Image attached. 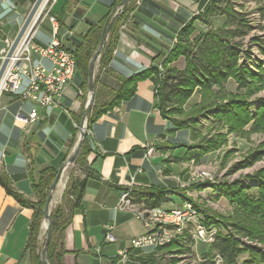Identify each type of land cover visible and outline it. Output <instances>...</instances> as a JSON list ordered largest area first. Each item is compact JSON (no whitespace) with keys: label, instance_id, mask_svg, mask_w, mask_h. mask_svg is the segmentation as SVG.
I'll return each instance as SVG.
<instances>
[{"label":"crops","instance_id":"crops-1","mask_svg":"<svg viewBox=\"0 0 264 264\" xmlns=\"http://www.w3.org/2000/svg\"><path fill=\"white\" fill-rule=\"evenodd\" d=\"M114 1L57 0L52 7L58 23L56 37L66 48L76 49L91 24H98L112 14ZM201 1H138L127 23L117 31L118 39L106 70L97 76L98 54L93 70L95 92L88 87L84 90L83 77L76 69L66 85L60 107L41 108L17 95L0 94V173L15 192L30 201L36 199L34 185L43 172L58 173L73 156L81 139L80 125L88 115L89 94L97 92L106 99L109 91L115 88L117 77L128 78L155 64L159 58L163 59L173 47L177 30L194 13L204 10V6L199 5ZM31 4L28 1L0 0V64L6 39L15 37ZM226 21L224 14L210 18L216 28L225 25ZM192 25L197 32L207 27L199 19H195ZM51 30V24L45 17L33 42L39 46L48 45L52 39ZM105 33L104 41H107L109 30L106 29ZM41 62L50 66L47 59ZM156 101L154 77H147L137 82L131 97L121 100L90 123L86 130V144L90 151L85 162L98 178H88L81 206L74 210L63 232L62 264H163L165 258H159L158 252H168L172 244L163 248H131L130 240L145 233V225L135 218L132 211L116 208L122 194L129 190L130 201L136 206L143 205L135 201L149 188L169 191L166 194L168 200L157 207L178 206L184 200L179 182L187 177V173L182 172L195 149L174 144L192 143L191 130L167 132L170 123L160 115ZM33 108L38 110L39 118L31 125H24L15 118L18 113L28 115ZM149 147L154 151L146 156ZM210 156L209 152L208 159ZM68 164L62 168L50 193L49 213L52 206L62 201L69 178L65 172ZM133 174L135 183L131 186ZM32 217L33 209L21 204L0 184V264H32L27 247ZM46 226L47 221L43 219L37 236L41 253ZM108 233L114 240L106 238ZM122 248L128 249L125 259L118 255ZM209 248L205 242L193 241L191 249L203 255Z\"/></svg>","mask_w":264,"mask_h":264},{"label":"rangeland","instance_id":"rangeland-1","mask_svg":"<svg viewBox=\"0 0 264 264\" xmlns=\"http://www.w3.org/2000/svg\"><path fill=\"white\" fill-rule=\"evenodd\" d=\"M138 1L140 2V0L128 1L131 6L130 11L126 9L127 6L122 4V0H117V4L114 6L110 16L114 18L125 11L126 19L119 28L127 23V20L131 17V12L139 3ZM226 1L230 5H226ZM219 5L222 8L226 7L235 14L237 16L236 20L240 19V24H244L242 28L245 30L244 34L242 36L232 35L235 31L237 32V26L236 24L230 25L227 22L222 27H218L216 31L210 30L207 32L210 29V25L201 18L199 20L207 25L206 29L197 32L192 25L193 29L184 35L181 40H178L181 28L198 19L199 13L203 14L204 11L199 10L198 13H194L190 20L177 30L172 47L174 48L177 45L175 54L171 55V49L163 59L159 58L155 63L160 71L167 68L182 71L194 59L211 58L215 54L221 53V47L224 44H228L233 46L238 52L239 64L243 63L249 68V71L264 72V18L260 17L259 4L252 0H221ZM193 12L196 11L194 10ZM213 15L222 14L213 13L206 16V19L210 21ZM226 27L228 28L225 29ZM215 40L217 43L213 42ZM183 49L187 52L186 55L180 54ZM167 56L168 58L165 60ZM174 62L176 64L173 66ZM123 79L125 78L117 77L116 84H114L115 88L125 84ZM84 84L88 87L87 78ZM125 85L124 89H127L130 83L127 82ZM193 93V98L186 101L183 105L182 113L175 116L177 119L190 117H195L196 119L195 129H191L190 133L192 143H189L188 147L190 149L196 148L198 147L197 143L211 139V143H214L217 147L210 151L211 156L209 159L208 152L201 154L197 157L198 159L188 160L189 164H186L185 170L182 172L187 173V177L179 182V191H181V196L185 195L191 200L184 199L178 206H181L185 201L192 203L196 215L191 221L200 223L206 231L217 232L220 224H223L225 229L232 233H235L233 232L235 231L234 223H244L249 226L260 222V225L263 222L260 214L254 215L250 209L243 210L238 205V200L235 197L230 198L227 194L231 191L230 188L233 184L239 182L244 190L241 198L245 201L247 199L256 200L259 195L260 182L257 179L258 176L264 175V118L260 116L264 111V84L256 81L247 83V87H241L237 85L233 78H229L221 85L212 86L207 90L195 89ZM89 95H91V98L90 100L88 99L89 104L86 106V111L91 108L93 100L96 98H93L92 93ZM102 98V95L98 93L97 100ZM240 102L247 104L245 106H247L246 112L248 113L238 109L240 107L238 103ZM222 105L231 106L229 108H232L231 110L234 113L231 110L230 114L221 113L222 109L219 107ZM85 120L83 130L86 133L89 116L88 118L85 117ZM80 163L70 162L66 167V174L74 173L76 176L82 177L85 164L81 165ZM203 169L209 172L210 177L198 180L196 173ZM55 207L52 206L50 212ZM206 217L208 218V225L205 223ZM187 235L191 236L186 231L181 234L177 232L176 237L173 239L174 241L172 240L169 243L170 245L172 244V248L165 253L158 252L159 258H165L163 264H204L201 260L202 255L192 252V246H190L191 248L187 246H178L176 248V242L178 241L176 239H182L187 237ZM240 237L243 238V234ZM242 241L248 240L243 238ZM263 245L264 243H262Z\"/></svg>","mask_w":264,"mask_h":264},{"label":"trees","instance_id":"trees-1","mask_svg":"<svg viewBox=\"0 0 264 264\" xmlns=\"http://www.w3.org/2000/svg\"><path fill=\"white\" fill-rule=\"evenodd\" d=\"M26 1L32 3L34 0H17L19 3ZM252 1L259 4L260 17L264 18V0ZM220 2L221 0H207V2H205V0L201 1L199 5L204 6V12L203 14H198V19L202 18L208 25H210V29H208L207 32L210 30L216 31L218 28H213L210 21L206 19V16L213 13L224 14L226 16L227 23L230 25L236 24L237 26V32L235 31L232 35L242 36L245 32V30L242 29L244 24H240V19L236 20L237 16L229 9L226 7L222 8L221 5L218 6ZM116 4L117 0L114 1L112 10ZM122 4L127 6L126 9L130 10V2L125 3V0H122ZM225 4L230 5L227 1ZM110 15L111 13L102 19L98 24H91L88 31L83 36L82 42L76 49H68L62 44L75 59L76 69L83 77L82 85L84 90L87 88L84 83L86 78L88 79L89 76L90 60L97 47L101 44V40L103 39L102 47L99 51L100 59L97 76L103 70H106L108 62L111 59L112 49L116 45L118 28L126 19L125 11L114 18H111ZM227 28L228 27L225 29ZM106 29L109 30V38L107 41H104ZM192 29L191 22L186 24L179 32L178 40H181V38ZM213 42L217 43L216 40ZM176 46L172 48L171 55L175 54L174 52L177 50ZM186 53L185 49L180 52L182 55H186ZM238 59V52L235 48L233 46H229L228 44H224L221 47V53H217L213 57L207 59H194L191 63H188L182 71H178L173 68H167L160 71L155 64H152L148 68L123 79L125 84L127 82L130 83L127 89H124V86H126L125 84L120 85L119 88L117 86L109 91L108 98L100 100H97V92L93 93V98H96L93 100L91 108L87 111V118L89 116L88 127L91 122H94L101 114L118 105L121 100H126L131 97L134 94L138 81L147 77H154L155 96L157 100L155 106L159 110L162 118L168 120L170 123V127L167 132H174L178 129L185 128H189L190 130L195 129L197 124L195 117L186 119H177L175 117L182 113L183 105L192 96L195 89L207 90L212 86L223 84L229 78H233L237 85L241 87H247V83L256 81L264 84V72L249 71V68L243 65V63H238ZM93 91L95 92V81L93 82ZM238 104L240 105L238 109L243 110L244 113H248L246 112V103L243 104L240 102ZM229 107L231 106L222 105L219 107L222 109L220 112L230 114V110L232 108ZM231 112H233V110H231ZM260 116L261 118H264V111ZM86 140L87 137L84 138V141L80 145L79 151L74 158V163L81 162V165L85 164L83 176L79 177L74 173L69 175L67 185L62 195L61 203L49 213V218L51 220L48 224L50 236L44 251V256H42V253L38 250L37 236L41 222L44 219V209L49 195V188L57 173L54 171L43 172L44 174L41 175L37 183L34 185L36 196L34 201L25 199L19 193L15 192L7 178L0 173V184L6 192L11 194L21 204L29 206L33 209V217L30 224V235L27 246L30 252L32 264H44L45 262L47 264H62V255L64 252L62 244L63 232L70 223L74 210L81 206V200L85 192L88 178H98V175L93 174L85 162L86 156L90 151V148L86 144ZM211 141L212 139L197 143L198 147L193 148L195 149V154L191 157L189 156V159H198L197 157L201 154H205L216 149L217 146L214 143L212 144ZM174 145L177 147H188L187 143L181 142ZM257 180L260 182V188L258 189L259 195L256 200L247 199L245 201L241 198L244 190L242 189L243 187L240 186L239 182L233 184L230 188L231 191H229L227 195H229L230 198L235 197L238 200V205H240L243 210L250 209L251 213L254 215L260 214L263 222L260 225L259 222L249 226L244 223H234L235 231L233 232L235 233L227 231L224 225L220 224L219 230L213 234V241L209 244V251L202 255L201 260L204 264H217L215 261L216 257L221 259L220 264H264V245L262 246V243H264V175L258 176ZM168 192L169 191L163 189L149 188L147 189V192L135 202L143 204L142 206L146 207H157L160 206L161 203L168 200L166 197ZM182 198L191 200L185 195H182ZM205 223L208 225L207 217ZM241 234H243V238H247L248 241L243 242V238L240 237ZM191 238V236L187 235V237H183L182 239H176L178 240L176 243L178 246L190 247L193 244V239ZM171 241L169 243H171ZM169 243H167L166 246L170 245Z\"/></svg>","mask_w":264,"mask_h":264},{"label":"built area","instance_id":"built-area-1","mask_svg":"<svg viewBox=\"0 0 264 264\" xmlns=\"http://www.w3.org/2000/svg\"><path fill=\"white\" fill-rule=\"evenodd\" d=\"M56 1H42L34 18L8 59L0 80V94L11 93L17 95L23 100L34 102L41 108L61 106L62 96L67 83L75 73L76 63L73 55L63 47L60 39L56 37L58 23L56 17L51 14ZM45 17L51 24L52 39L48 45L39 46L33 42V38L42 19ZM12 42L13 39H6L5 47L1 51L2 59ZM42 59H47L50 66H45L41 62ZM89 100L87 104H89ZM15 118L24 125H31L39 118V113L36 108H33L28 115L18 113ZM85 121L84 119L80 128L85 127ZM153 151L152 147L147 148L146 156L151 155ZM196 176L198 180L210 177L207 176V170L205 169H203V173H196ZM134 183L135 174L130 178V185L132 186ZM129 199H131L130 190L122 194L116 208L132 211L135 218H137V212H144L145 219L148 220L145 233L130 240L129 246L131 248H158L167 245V239L176 237L177 231H180V225L193 222L191 219L196 215L190 212V205L193 204L189 201H185L181 206L152 208L129 206ZM189 233L193 241L210 244L213 241V234L216 232L206 231L203 225L197 223V231ZM106 238L111 241L114 240L111 233H108ZM127 252V248H122L118 250V255L125 259ZM215 261L217 264L221 263L219 257H216Z\"/></svg>","mask_w":264,"mask_h":264},{"label":"water","instance_id":"water-1","mask_svg":"<svg viewBox=\"0 0 264 264\" xmlns=\"http://www.w3.org/2000/svg\"><path fill=\"white\" fill-rule=\"evenodd\" d=\"M42 1L43 0H34L32 2L31 7H30V9H29V11H28V13L26 15V18L24 19V21H23L21 27L19 28L17 34L13 38V42H12L11 46L9 47L5 57L1 61V64H0V80H1L2 74L4 72V69H5L6 65H7L9 57L11 56L12 52L14 51L16 46L18 45L21 37L23 36V34L25 33L26 29L28 28L30 22L34 18V16H35L39 6L41 5ZM128 1H130V0H125L126 3ZM102 41H103V39L101 40V44L98 47V49L95 52V54L93 55V57L91 58L90 64H89L88 88H89V90L91 92H93V67H94L95 59L98 56V53L100 51V48H101V45H102ZM80 134H81V139L77 143V146L75 148V152H74L73 156L68 161H66V163H70V162H72L74 160V158L76 157V155H77V153L79 151L80 145L82 144L84 138L86 137V133H85V131L82 128L80 130ZM66 163L64 165H66ZM64 165L58 170V173H57V175L55 177V180L53 181V183L50 186L49 195H48V198H47V202L45 204L44 219H45V221H47V226H46L47 231H46L45 242H44V246H43V253H42L43 256H44V251H45L46 245L48 244L49 236H50V230L48 229V224L51 222V220L49 218V212H48V206H49V201H50V197H51L50 193L54 189V187L56 186V184L58 182V179L60 177V172H61L62 168L64 167ZM44 264H46V262Z\"/></svg>","mask_w":264,"mask_h":264},{"label":"bare ground","instance_id":"bare-ground-1","mask_svg":"<svg viewBox=\"0 0 264 264\" xmlns=\"http://www.w3.org/2000/svg\"><path fill=\"white\" fill-rule=\"evenodd\" d=\"M199 173H203V170H201ZM207 176H210L208 171H207ZM129 206H136V205L132 204L130 199H129ZM153 208H160V207H153ZM190 212L192 214H196V211H195L193 205H190ZM137 219L140 220L145 225V227H148V220L145 219V213L144 212H137ZM185 231H188V232L197 231V223L190 222V223H186L184 225H180V231H177V232H180V234H181ZM172 239H174V238L167 239V243H169Z\"/></svg>","mask_w":264,"mask_h":264}]
</instances>
